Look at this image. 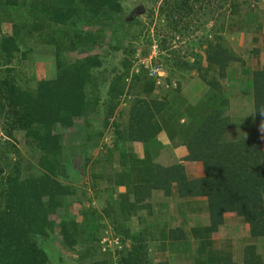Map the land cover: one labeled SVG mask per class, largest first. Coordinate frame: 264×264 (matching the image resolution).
I'll list each match as a JSON object with an SVG mask.
<instances>
[{"label":"trees","instance_id":"trees-1","mask_svg":"<svg viewBox=\"0 0 264 264\" xmlns=\"http://www.w3.org/2000/svg\"><path fill=\"white\" fill-rule=\"evenodd\" d=\"M263 2L162 0L156 6L157 16L170 29L171 40L189 38L199 30L203 17L210 16L204 23L212 21V26L208 33L204 31L207 37L202 41L188 43L192 50L183 57L160 36L158 56L172 62L163 80L169 90L158 97L156 78L143 65L126 88L132 65L128 60L121 74L114 68L109 73L99 71L104 61L91 54L103 47L110 23L122 22L120 14L128 8L122 0H0V137L8 141L0 144V264H51L43 246L55 241L75 254L78 263L113 264L112 253L101 252L100 247L108 236L119 243L116 264H169L168 255L180 257L184 264H238L231 245L218 247L216 242L228 215L248 226L252 242L244 247L240 264H264V147L260 141L264 66L246 68V61L226 45L240 36H252L257 46L264 26ZM126 19L127 27L139 25L136 17ZM76 20L88 22L93 29H67L76 26ZM37 44L53 49L55 76L38 81L34 90L22 89L13 60H26ZM151 45L148 39L143 55ZM125 52L131 57L135 49ZM63 53L79 58L69 63ZM260 53L252 48L248 61ZM236 63L246 81L234 79ZM191 73L196 75L193 93L198 92L186 98L181 95V80ZM110 74L114 76L104 99L99 87ZM235 90L246 95L251 116H230L229 99ZM120 99L127 110L115 114L110 150L86 175L74 168L69 171L65 149L83 139L77 135L66 140L64 133L76 120L100 117L101 102L106 128ZM17 132L29 147L27 156L17 148ZM162 133L167 143L159 139ZM102 135L87 132L84 167L90 159L86 155ZM132 144L141 145V158L130 151ZM178 148L186 154L181 160L159 163L160 156L171 157ZM24 156L36 157L35 169ZM184 162L200 168V176H189ZM118 188L124 191L117 193ZM154 195H160L161 201L154 202ZM191 199L205 200L208 223L186 231L182 225L186 211L179 200ZM173 200L178 201L173 214L181 223L171 227L173 218L166 212ZM74 204L79 211L73 214ZM134 219L137 225L132 229L128 224ZM257 242L262 243L261 253Z\"/></svg>","mask_w":264,"mask_h":264},{"label":"rangeland","instance_id":"rangeland-1","mask_svg":"<svg viewBox=\"0 0 264 264\" xmlns=\"http://www.w3.org/2000/svg\"><path fill=\"white\" fill-rule=\"evenodd\" d=\"M162 0H145V3H139V0H122L124 2L123 5H127L128 8H124L122 13L120 14V19L122 22H111L107 32L105 34L104 40H103V47L101 49H95L91 52L93 55L99 56L101 61L103 62V67L100 68L99 71L101 70H107L109 73L110 71L114 68L117 69V73H122V64L125 62V60H128L131 65V68L129 69V74L127 75L126 78V88H128V83L132 81V78L134 77L135 74H139L140 70V65H143L145 69H148L151 71L152 68L156 69L159 68L160 71H162V75L158 76L156 75L155 79V88H154V95L156 96H161L163 97L165 94V91H168L169 88L165 86L164 84V78L169 75L170 71V66L172 60L170 59L169 61H164L161 57L158 56L157 52V44H159V39L160 36H164L168 40H170V44L172 46V49L176 51V55L183 57L186 53L191 52L192 49L188 48V43H193L202 41L206 35L204 31L208 33V30H210L212 26V21L209 22L208 24H205L204 22H208L210 16L203 17L201 20V23H199L201 26L199 30H195L189 38L185 40L183 39H178L177 36L174 37L173 40L170 38L172 37V34H170V29H167L165 23L158 18L157 14V8L161 3ZM133 2V3H132ZM138 6H143L145 12L142 15L137 16L136 18L138 19L139 25H133L131 27H127L124 25L123 21L127 22V17L129 16L130 12L135 9ZM262 13L264 14V2L262 5ZM150 10L151 13H150ZM150 13V14H149ZM77 24L73 28H65L69 29L70 31H73L75 28H83V30H89V28L93 29L91 25H89L88 22H78L76 20ZM123 23V24H122ZM205 24V25H204ZM69 26V25H68ZM70 27V26H69ZM72 27V25H71ZM61 28V27H59ZM107 28V27H106ZM61 31V30H60ZM194 31V30H192ZM62 32V31H61ZM67 32V31H64ZM6 33V32H4ZM63 33V32H62ZM64 34V33H63ZM111 34L114 35L115 41H106V39H113L111 37ZM65 36V34H64ZM69 36V35H68ZM109 37V38H108ZM159 37V38H157ZM136 38V39H135ZM258 42L257 46H255L252 42V36H240V38L237 41H231V43L227 42V48L229 50H232L236 56H240L242 59L246 61V68H251L253 70H256L257 68H261L264 66V26H263V31L260 33L258 36ZM113 39V40H114ZM150 39L152 41V45L150 47V51L146 54L148 47H147V41ZM253 45V46H252ZM190 46V45H189ZM259 48L260 54L259 57L254 60L251 59V61H248L249 58V52L252 48ZM112 48H119L117 51H113ZM135 49V54L134 56H127L126 52L127 49ZM195 48V47H194ZM193 48V49H194ZM24 50V49H23ZM195 52L198 51V48L194 49ZM201 55V54H200ZM63 58L69 63H74L77 58H79L76 54H69V53H63ZM202 56V55H201ZM204 58V56H202ZM42 58V60L40 59ZM53 49L51 48H46L43 47L41 44H37L34 46L33 51L31 52V55L26 59L22 61H17L13 60V66L18 67V80L20 82V87L22 89H31L34 90L36 87V84L38 81L45 79V80H50L55 76V70L53 68ZM240 65V63H236L233 66L236 68L237 73L234 76L237 78H241L242 80L246 81V77H242L239 73V69L237 68ZM2 70L0 69V76L2 75ZM103 76L104 74H99ZM111 76H114L113 74H110V77L108 79H105V82L102 86L99 87L101 95L103 96L104 99L108 97L106 95L107 89L109 87V82L111 79ZM196 75L194 73H191L190 76H187L185 79L181 80L182 83V90H181V95L188 98V97H193L198 91L193 93V89L195 88L196 85V78H194ZM176 74H173L171 78V84L172 86H175L176 82ZM162 78V79H161ZM125 88V89H126ZM239 88V87H237ZM236 88V89H237ZM201 93V92H200ZM199 93V94H200ZM126 93H124L125 95ZM131 95V94H130ZM123 97H121L122 99ZM128 98V97H127ZM119 100L117 108L114 112V115L110 118L108 126L106 128H103L102 126V119L104 118V111L105 107H103V103L101 102L99 105V109L101 112V116L93 117L89 122L83 121V120H76L74 122V125L71 129L66 131L64 134L65 139L67 140L68 138H72L70 136L76 137L77 135L82 136L81 140L82 141H75L73 143V146L68 145V147L65 149L64 153V158H65V164L66 167L69 171L70 168L73 170H79L81 173L84 172L86 175L89 168L94 165V162L99 160V158L103 157L111 148L112 144V136L114 133V127L113 124L117 123V118H116V113L122 111V109L127 110V106L124 105L122 100ZM230 116L232 118L236 119L239 117H242L243 115L245 116H251L253 112V108L251 105H249V102H246V95L240 94L237 90L234 91V93L230 94ZM169 118V117H167ZM99 123V124H98ZM0 125H1V120H0ZM261 129V134H260V141L261 145L264 147V127L260 128ZM87 132H90L92 134L94 133H100L103 132L102 137L99 139L97 146L93 148L89 152L88 156L89 162L86 167H84L85 161L82 152H84L86 149V145H83L85 143V138L87 135ZM1 136V135H0ZM15 140H16V145L19 150H21V153L26 154L29 151V147L26 143V140L23 136L22 133H15L14 135ZM159 139L163 143H167V139L165 134H161L159 136ZM5 140V141H4ZM6 138L0 137V144L8 142L6 141ZM130 148V151L135 153L136 155L139 156V158L142 157L141 153V145L139 144H132L128 145ZM82 148V149H81ZM173 154L171 157L166 154V156L162 155L159 157L158 161L162 165H169L172 163L175 159L181 160L184 155H186L182 149L178 148L174 151H172ZM102 154V155H101ZM104 154V155H103ZM116 154V153H115ZM24 156V157H26ZM27 163H32L34 169L36 167L37 159L36 157H26ZM113 159L116 162V157L113 155ZM188 167V175L191 177H196L200 176L198 171L200 168L194 167L189 165L188 163L184 162ZM81 169V170H80ZM74 171L72 175H74ZM75 176V175H74ZM84 176V175H83ZM82 176V178H83ZM85 179H87L86 176H84ZM84 182V181H83ZM88 180H86V183ZM84 186V185H83ZM117 193L123 192V188H118ZM153 201L154 202H159L161 201L160 195H154L153 196ZM168 201V200H167ZM180 203L184 205V209L186 211V220L182 224L183 229L186 231L189 230V228L194 227V226H204L207 225L208 219H207V212L204 210V205H205V200L204 199H191L189 201H184V200H179ZM177 200H173L171 202L172 207H169L168 216L170 218H173L171 222V227L178 226L181 222L179 220V216L176 214H173L174 212V205L176 206ZM73 214L76 211H79V205L74 204L73 206ZM53 217H51L52 219ZM163 219V218H162ZM136 220H132L130 224H128L129 227L132 229L136 228ZM248 226L245 225L243 222H241L240 219H238L235 216H225V223L224 225L220 228L218 235L216 236V242L218 247H222L223 245L230 244L231 245V251L233 254V260L238 262L240 264L241 261V255L242 251L245 246L251 245L252 242L249 241L248 239ZM109 238H104L100 242V247L102 248L101 252H110L112 253V262L113 264H116L117 261V256L115 255V249L117 246H119L118 241L111 240L110 236ZM255 246L257 248L258 253H261L263 248H262V243L257 242L255 243ZM45 250L47 251V254L49 256V260L51 264H81L76 261V255L70 252H67L65 249H62L59 242L55 241V244L47 245L45 244L43 246ZM167 260L169 264H184V261L180 259V257H176L174 255H168ZM86 263V262H85ZM83 263V264H85ZM187 264V263H186Z\"/></svg>","mask_w":264,"mask_h":264},{"label":"water","instance_id":"water-1","mask_svg":"<svg viewBox=\"0 0 264 264\" xmlns=\"http://www.w3.org/2000/svg\"><path fill=\"white\" fill-rule=\"evenodd\" d=\"M145 12L143 6H138L135 8L128 16V21H132L135 17L142 15Z\"/></svg>","mask_w":264,"mask_h":264},{"label":"built area","instance_id":"built-area-1","mask_svg":"<svg viewBox=\"0 0 264 264\" xmlns=\"http://www.w3.org/2000/svg\"><path fill=\"white\" fill-rule=\"evenodd\" d=\"M152 73H153V74H156V75H158V76H161V75H162V74H161L162 71H160L159 68L153 69V70H152Z\"/></svg>","mask_w":264,"mask_h":264},{"label":"clouds","instance_id":"clouds-1","mask_svg":"<svg viewBox=\"0 0 264 264\" xmlns=\"http://www.w3.org/2000/svg\"><path fill=\"white\" fill-rule=\"evenodd\" d=\"M136 8H137V7H136ZM133 10H134V9H133ZM133 10H132V11H133ZM132 11H131V12H132ZM131 12H130V13H131ZM153 69H154V68H152L151 71H149V76H150V77H156V74H153V73H152V70H153Z\"/></svg>","mask_w":264,"mask_h":264}]
</instances>
